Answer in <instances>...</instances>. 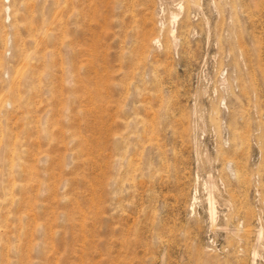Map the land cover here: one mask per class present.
Segmentation results:
<instances>
[{"label": "rangeland", "instance_id": "1", "mask_svg": "<svg viewBox=\"0 0 264 264\" xmlns=\"http://www.w3.org/2000/svg\"><path fill=\"white\" fill-rule=\"evenodd\" d=\"M0 264H264V0H0Z\"/></svg>", "mask_w": 264, "mask_h": 264}, {"label": "bare ground", "instance_id": "2", "mask_svg": "<svg viewBox=\"0 0 264 264\" xmlns=\"http://www.w3.org/2000/svg\"><path fill=\"white\" fill-rule=\"evenodd\" d=\"M161 4V3H160ZM180 4V3H179ZM180 6V5H179ZM178 6V7H179ZM181 8V7H180ZM177 15H178V12L176 11V12H174V11H170L169 12V16H170V18H171V20L173 21V20H176V17H177ZM160 25V24H159ZM164 26V25H163ZM162 26V27H163ZM173 27V26H172ZM172 29V28H171ZM160 30H161V28H160ZM173 30V29H172ZM171 30V31H172ZM168 32V31H167ZM171 33V32H170ZM172 35V34H171ZM173 35H174V33H173ZM174 37H175V35H174ZM172 37H170V39H171ZM153 39V41L154 42H156V41H158V38L157 37H154V38H152ZM175 39V38H174ZM173 39V40H174ZM177 40V39H176ZM159 42V41H158ZM175 42V41H174ZM176 44V43H175ZM240 180V179H239ZM241 180H242V177H241ZM244 182V181H243ZM209 187V186H208ZM211 190H212V188H211ZM195 196V195H194ZM193 196V197H194ZM214 197V196H213ZM212 198V197H211ZM211 201V199L209 200V202ZM192 202V201H191ZM212 202V201H211ZM210 204V203H209ZM212 206H214V205H212V203L209 205V210L212 212L213 211V207ZM208 210V209H207ZM260 233V232H259ZM209 260V259H208ZM207 260V261H208ZM210 262V261H209ZM207 263V262H206Z\"/></svg>", "mask_w": 264, "mask_h": 264}]
</instances>
